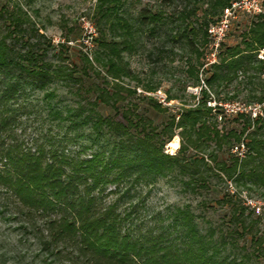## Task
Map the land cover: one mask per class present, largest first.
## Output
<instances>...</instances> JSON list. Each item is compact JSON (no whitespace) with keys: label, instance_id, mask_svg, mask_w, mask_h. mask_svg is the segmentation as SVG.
Listing matches in <instances>:
<instances>
[{"label":"trees","instance_id":"obj_1","mask_svg":"<svg viewBox=\"0 0 264 264\" xmlns=\"http://www.w3.org/2000/svg\"><path fill=\"white\" fill-rule=\"evenodd\" d=\"M230 1L192 0L195 6L178 12L181 30L177 24L172 37L184 39L200 56L194 48L196 35L200 33L205 43L212 17ZM202 4L207 5L203 19L190 22L189 16ZM14 6L0 8V187L15 198L17 213L47 220L50 238L43 245H52L57 252L67 249L89 264H264V210L255 213L237 193H223L214 202L224 207L223 219L206 229L199 227L186 205L168 210V221L162 224V216L137 214V204L118 211L116 202L103 203L109 185L113 188L108 192L129 198L131 188L174 171L188 177L182 185L192 193L210 189L208 180L214 176L237 189L261 190L264 197V81L262 62L256 58V52L264 50V13L250 20L238 42L220 43L215 62L204 71L206 89H200L195 104L172 115L148 97H141L146 108L140 111L128 101L134 90L119 83L122 77H131L121 51L130 47L139 27L159 21V14L146 16L141 10L131 21L120 0H98L96 47L91 60L82 54L75 66L60 62L66 59L64 43H58L57 56L49 58L50 41ZM199 66L188 62L186 67L195 85ZM238 74L246 102L261 105L254 117L249 112L222 114L220 106L207 105L209 92L227 87ZM93 77H100L104 85L94 84ZM53 80L74 83L76 95L82 91L88 97L74 107L45 105L47 120L56 127L64 124L61 140L55 141L48 128L39 144L24 147L14 137L17 102L28 93L45 91ZM142 87L147 92L156 88L147 83ZM147 113L165 116L155 124ZM216 117L230 118L237 126L221 130ZM82 128L87 131L83 135L77 133ZM174 129L179 130V147L169 155L163 146ZM79 140L77 150H66L64 143ZM239 144L244 148L241 157L232 153ZM188 151L192 153L186 156ZM151 221L160 224L147 227Z\"/></svg>","mask_w":264,"mask_h":264},{"label":"rangeland","instance_id":"obj_2","mask_svg":"<svg viewBox=\"0 0 264 264\" xmlns=\"http://www.w3.org/2000/svg\"><path fill=\"white\" fill-rule=\"evenodd\" d=\"M120 2L124 16L131 21L141 10L146 16L153 13L160 15L159 21L139 27L133 35L130 47L121 51L122 61L126 63L131 77H122L119 83L134 90V95L128 101L133 102L140 111H143L146 106L141 97H148L160 104L161 107L168 108V114L172 115H176L180 109L195 104L200 97V89H206L203 80L206 76L204 71L209 65L207 61L210 52V38L206 33V42L204 43L200 33L196 35L194 48L200 52V56L197 57L191 50V46L182 38L174 39L172 32L180 22L177 17L178 12L182 9L187 10L196 4L192 0H120ZM97 4L98 0H0V8L5 7L10 10L15 5L14 7H19L25 12L31 22H35L38 32L51 43L52 49L47 51L49 58L56 57L59 49L58 43H64L67 46L64 53L66 59H62L63 61L60 62L64 65L75 66H79V58L82 54H86L91 60L92 52L96 47L93 39L98 37L96 22L99 20L95 15ZM224 7L216 16L212 17L213 21L209 25L218 20ZM205 9H207V5H200V9L193 16H189L188 20L200 23ZM255 16L257 15H241L237 20L231 22L229 30L221 41L222 44L231 46L238 42L239 36ZM152 25L155 28L154 31L148 30ZM178 30H181L180 25ZM259 51H263L264 55L262 48L256 52V55L260 54ZM48 62L53 65L61 64L56 61ZM188 62L194 66L201 63L197 72V85L194 84L193 78L187 75ZM96 68L103 76V70L99 67ZM92 81L98 86L104 85L100 77H93ZM242 81L243 78L238 74V78L227 87L216 92L210 91L207 105L215 107L214 105L219 106V103L227 104L228 106H225L227 109L243 106L246 109L255 107L256 110H259L261 105L246 102L247 95L242 88L244 84ZM146 83L155 85L156 88L147 92L142 87ZM83 84L86 86L84 80ZM76 88L77 85L74 83L53 80L45 88V91H34L28 93L25 98L19 99L14 112L16 118L14 137L20 140L24 147L33 148L34 144L41 142L40 139L49 128L51 133L48 134L53 136L55 141L61 140L64 124H59V127L55 126L56 123L51 124L45 116V105L54 108L74 107L76 102H83L88 97L82 91H80V95H76ZM46 92H52L53 95L46 98L44 96ZM167 95L172 96L173 99L167 100ZM232 95L235 96L233 99L226 98ZM160 97L163 98V102H160ZM220 109L222 114H225L224 108L220 106ZM102 113H106V109H103ZM147 114L155 124H159L165 116ZM216 121L221 130L237 126L236 122L230 118L219 120L216 117ZM86 132L85 128L77 131L82 135ZM178 132V129H174L170 142L163 146L164 153L172 155L177 152L179 147ZM172 141H175L176 145L171 144ZM81 143L82 141L79 140L64 143V145L66 150L75 151L78 149V144ZM236 146L233 147V151ZM191 153L188 151L186 156ZM187 180L188 177L181 176L174 171L165 177L154 179L152 183L143 185L144 182H141L140 186L131 188V197L129 198H119L118 194L108 192V189L113 188L109 185L103 195V203L116 202L118 211L132 203L137 204V214L145 217L153 215L155 218L162 216L164 217L162 224L168 221L165 219L168 210L186 205L195 214L199 227L205 229L209 226L216 227L222 221L225 209L222 205L214 202L226 192L237 193V197L244 202V206L255 207L259 211L264 210V197L260 196L262 191L256 188H252L251 191L237 189L230 181L219 180L211 176L208 180L210 189H201L192 193L182 185V182ZM17 208L19 209L15 198L0 187V264H89L80 258L75 259L74 252L71 254L67 249L57 252L52 245L44 244V246L43 242L47 243L50 238L45 226L47 220L35 215H21L17 213ZM159 224V222L152 221L145 223L147 227Z\"/></svg>","mask_w":264,"mask_h":264},{"label":"built area","instance_id":"obj_3","mask_svg":"<svg viewBox=\"0 0 264 264\" xmlns=\"http://www.w3.org/2000/svg\"><path fill=\"white\" fill-rule=\"evenodd\" d=\"M264 13V0H233L228 3L226 7L222 10V13L218 20L207 27L206 33L210 38L209 42V58L207 64L214 63L216 60V55L218 52L219 45L224 38L226 32L230 28L231 22L238 19L241 15H258ZM260 54L256 55L257 59L262 62V72L261 78L264 81V55L262 54L263 51H259ZM206 64V65H207ZM264 88V84H263ZM159 95V94H158ZM160 102H163V98L160 97ZM264 103V102H263ZM209 105V104H208ZM219 106L223 107V111L226 115H234L238 112H249L251 117H254L259 110H256L255 107L253 108H244L243 106H239L237 108H225L228 106L227 104H218ZM259 109V108H258ZM243 145L239 144L236 146L235 150L232 153H235L238 157L242 156ZM253 206V205H252ZM254 207V206H253ZM258 208L254 207V212L257 213Z\"/></svg>","mask_w":264,"mask_h":264}]
</instances>
